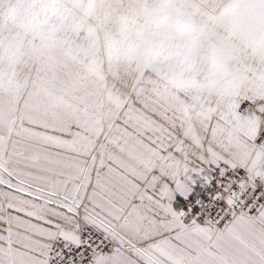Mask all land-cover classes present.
Returning <instances> with one entry per match:
<instances>
[{"label": "snow or ice", "instance_id": "snow-or-ice-1", "mask_svg": "<svg viewBox=\"0 0 264 264\" xmlns=\"http://www.w3.org/2000/svg\"><path fill=\"white\" fill-rule=\"evenodd\" d=\"M0 264H264V0H0Z\"/></svg>", "mask_w": 264, "mask_h": 264}]
</instances>
